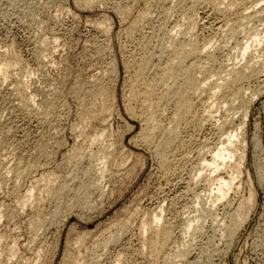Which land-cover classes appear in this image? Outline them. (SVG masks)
Wrapping results in <instances>:
<instances>
[{
  "label": "rangeland",
  "instance_id": "rangeland-1",
  "mask_svg": "<svg viewBox=\"0 0 264 264\" xmlns=\"http://www.w3.org/2000/svg\"><path fill=\"white\" fill-rule=\"evenodd\" d=\"M263 1L257 2L255 9L264 7ZM193 6L198 10L195 11ZM247 6L246 12L251 14L252 8L249 10V4ZM234 7V14H222L215 12L214 8L206 5L203 0H0V64L3 60L11 61L8 68L0 72V264H115L116 260L121 264H161L164 258L154 257V249L159 246L156 240L158 238H155L156 227L167 230L170 228L172 235L170 246L167 245L169 249L164 248L160 256L165 251L168 256L173 248L184 247L190 242L189 256L180 261L181 263L177 262L178 264H264V13L250 15L251 21L248 22V17L245 24L246 18L242 8ZM186 10L188 12H185ZM194 11L198 15H195ZM225 17L230 20L244 18L245 22L243 21V26L240 27L248 31L238 28L237 36L231 38L232 35L227 33L228 28H225L226 32L223 31L224 26L219 28L225 22ZM184 18L187 19L186 22ZM259 19L262 23H257ZM187 25L199 45L212 40L208 46L214 56L212 61L207 62L203 51L198 59L199 65L191 70L199 81H204L201 86L202 90H205H199L197 95L192 96V110L198 111L195 112V119L188 120V124L185 121L187 125L183 122L180 124V137L171 142L173 146L170 143L164 145L162 139L169 134L168 128L173 126V101H162L161 104L168 105H160L163 109L162 115L159 111L158 115L155 114L157 117L153 115L154 120L151 117L146 123L138 114L142 102L137 94L141 89L143 91L153 84L147 80L155 81L157 78L155 74L159 64L155 63L157 65L154 67L152 65L159 60L154 56L153 49L157 54L163 45L165 48L169 46L171 42L168 37L175 36L173 34L176 33L178 35L175 37H183L185 40L189 38L194 42V37L188 29V35H183L187 34L184 29ZM175 27L184 29L185 32L182 33L181 29ZM178 31L182 33L181 36ZM255 31H258L257 34ZM254 33L262 37L260 39L258 35L261 41L257 47L256 42L251 45L255 38ZM235 41L238 45L241 42V45L244 43L243 45L252 46L248 49L252 60L248 58V54H242V46L236 45ZM163 42H169V45ZM155 45L159 47L156 49ZM239 54H242L247 62ZM202 58L204 63H207L204 66ZM144 59L151 60L149 64H153L147 68L150 67L155 72L143 69L144 78H140L137 74ZM255 60L260 63L252 62ZM189 61L190 59L187 64ZM243 62L252 67L258 65L259 69L255 67L257 72L261 70L257 73L259 75L242 84L244 91L248 90L244 95L246 99L254 95L244 109L240 106L241 100L236 101L233 98L232 101H235L230 103L231 106L225 101L223 104L220 95L211 96L215 89L210 91L215 85L213 81H223L222 77L226 78L229 72L242 68L240 63ZM245 63L243 64L247 65ZM219 71L224 73L217 75ZM133 74L136 75L135 80ZM217 78L221 80L218 81ZM159 88L158 92L162 87ZM211 97L213 104L217 100L218 102L212 105ZM219 103L227 110L225 113L229 117L225 116V110H222ZM239 106L240 108H237ZM209 107L215 109H209L208 114ZM90 111L95 114H89ZM131 111L139 116L133 117ZM242 114L245 115L244 118ZM90 115L94 118L90 119ZM210 115L214 119H211ZM155 120L159 123L154 122ZM201 121L205 123L202 124ZM167 124L169 125L165 126ZM196 126H200V129ZM146 127L154 128L151 132L153 139L151 138L149 143L143 138ZM164 128L168 131H164ZM100 131H103L102 135ZM230 134L237 135L233 146L235 155L223 169L228 168L227 171H231L234 165L241 163L239 176L236 174L238 178L233 181L234 185L239 187L235 185L236 188H233V185L221 201L217 203L215 200L214 203V178L223 169L213 172L211 168L202 166L203 161L198 155V150L204 148L203 145H211L206 149H215L221 142V145L227 143ZM194 136H197L196 139ZM155 140H158L160 145ZM243 141L244 147L240 144ZM240 158L243 159L241 162ZM234 160H237V163ZM199 170L201 173L196 175ZM205 175L207 179L204 178ZM191 179L194 181H189ZM204 179L212 184L203 182ZM206 185L210 187L211 192ZM198 197L200 198L197 199ZM210 201L216 204L212 214L215 212L217 219L212 214L210 216L205 214V211L202 212L205 209L203 203L205 202L207 208L211 206ZM209 203L210 205H207ZM201 205L203 207H200ZM152 212L161 216L160 225L151 221L154 216ZM199 213L200 219L196 216L200 215ZM194 216L196 220H193ZM184 219L189 220L188 226ZM190 219L200 224V231L196 232L193 228L195 224ZM143 225H146L145 229L148 227L149 231H143ZM185 227L188 230H184ZM142 239L145 241L142 242ZM95 241L96 244L93 243ZM172 241H175L177 246ZM102 242L106 246L102 245ZM78 245L80 246L76 247ZM91 248L93 253L90 252ZM76 252L80 255L77 263L72 262V256Z\"/></svg>",
  "mask_w": 264,
  "mask_h": 264
},
{
  "label": "bare ground",
  "instance_id": "bare-ground-1",
  "mask_svg": "<svg viewBox=\"0 0 264 264\" xmlns=\"http://www.w3.org/2000/svg\"><path fill=\"white\" fill-rule=\"evenodd\" d=\"M183 1V0H182ZM199 1V0H198ZM198 1H196L195 0V2H198ZM204 2H205V4L207 5H210L212 8H214L213 10H215V12H220V13H222V14H229V13H231L232 12V8L234 7V6H238V7H241L242 8V13H244V18H246L245 19V21H244V18H242V20H241V18L240 19H226V17H225V22L223 23V22H220V24L221 23H223V25H220L219 26V28H222V26H224V29L225 28H228V31L229 32H227L230 36L232 35V37L231 38H233V36L234 35H236V34H238L239 32H237L239 29L238 28H242V27H240V25L241 24H243L244 22H245V24L247 23V18L248 17H250V15H254V16H257V15H259V14H261V12L262 13H264V7L263 6H261V7H259V8H256L255 9V6H257L258 4H256L257 2H261V1H263V0H203ZM174 2H175V0H174ZM9 3V2H8ZM263 3H264V1H263ZM200 4H202L201 2H200ZM249 4V10H250V8H252V11H251V14L250 13H247L246 12V10L248 9V5ZM193 5H194V3H193ZM203 5V4H202ZM197 6V5H196ZM195 6V7H196ZM198 6H199V4H198ZM197 6V7H198ZM247 6V7H246ZM32 7V6H31ZM176 8V7H175ZM187 8V7H186ZM190 9H191V6L189 7ZM182 9V8H181ZM185 9V8H184ZM183 9V10H184ZM193 9H194V6H193ZM203 9H204V7H203ZM206 9V8H205ZM234 9H235V7H234ZM188 10V9H187ZM185 11V12H188V11ZM195 10V9H194ZM196 10H198V9H196ZM195 10V11H196ZM200 10V9H199ZM248 10V11H249ZM193 10L191 9V12H192ZM194 11V13H195V15L197 14L196 12ZM183 12V11H182ZM206 12V11H205ZM208 12H210L209 10H208ZM212 12V11H211ZM236 12H238V10L236 11ZM246 12V13H245ZM189 13H190V11H189ZM189 13H187L188 15L187 16H189ZM219 13V14H220ZM233 13V12H232ZM253 13V14H252ZM183 14V13H182ZM186 14V13H185ZM192 14V13H191ZM207 14V13H206ZM234 14V13H233ZM232 14V15H233ZM236 14V13H235ZM238 14H239V12H238ZM237 14V15H238ZM166 15V14H165ZM194 15V16H195ZM198 15V14H197ZM207 15H209V14H207ZM240 15V14H239ZM182 16V15H181ZM186 16V15H185ZM184 16V17H185ZM186 16V17H187ZM191 16H193V14L191 15ZM190 16V17H191ZM230 16V15H229ZM236 16V15H235ZM254 16H252V17H254ZM185 17V18H186ZM219 17V16H218ZM241 17V16H240ZM185 18H184V20H185ZM188 18V17H187ZM222 18H224V17H222ZM229 18V17H228ZM258 18H259V16H258ZM189 19H191V18H189ZM188 19V20H189ZM250 19V20H249ZM248 19V22L249 21H251V17ZM254 19V18H253ZM184 20H182V21H184ZM187 20V19H186ZM186 20H185V22H186ZM195 20V19H194ZM256 20V19H255ZM192 21H193V19H192ZM244 21V22H243ZM258 21H260V23H262L261 22V20L259 19V20H257V23H259ZM188 22H190V20L188 21ZM202 22V21H201ZM243 22V23H242ZM253 22H255V21H253ZM197 23V22H196ZM192 24V23H191ZM244 24V27L246 26ZM184 26H185V24H183ZM183 25H181V26H183ZM189 25V24H188ZM187 25V27L186 28H184V29H188V26ZM262 25V24H261ZM263 25H264V23H263ZM192 26H193V24H192ZM226 26V27H225ZM241 26H243V25H241ZM252 26V25H251ZM160 27V26H159ZM162 27V26H161ZM191 27V26H190ZM194 27L196 28V25L194 24ZM250 27V26H249ZM163 28V27H162ZM176 28V27H175ZM183 28V27H182ZM195 28H194V30H195ZM176 29H178V30H180L179 28H176ZM183 29V30H184ZM192 29V28H191ZM238 29V30H237ZM243 29V28H242ZM245 29V28H244ZM243 29V31H245V32H247L248 31V29H245L244 30ZM173 30V29H172ZM171 30V31H172ZM182 29H181V32L183 31ZM189 30V29H188ZM188 30H187V32H185V31H183V32H185V33H187V34H184L183 32V35H184V37H185V35H188ZM194 30H192V31H194ZM220 30H222V29H220ZM247 30V31H246ZM151 31V30H150ZM190 31V30H189ZM218 31V30H217ZM223 31H225L226 32V29L225 30H223ZM157 32H159V31H157ZM177 32V31H176ZM180 32V33H181ZM222 32V31H221ZM242 31H240V33H241ZM258 32V31H257ZM257 32L255 31V33L257 34ZM166 33V32H165ZM172 33H174L173 31H172ZM178 33H179V31H178ZM180 33H179V35H180ZM182 33H181V35H182ZM190 33H191V31H190ZM255 33H254V36H255V38H254V41L253 42H251V45H252V43L254 44L255 42V44H256V46L255 47H257V44L259 43L260 44V42L259 41H261L260 39H262V37L259 39V37H258V35H255ZM167 34V33H166ZM177 34V33H176ZM176 34H173V35H175L176 36ZM222 34H223V32H222ZM221 34V35H222ZM242 34H244V32H242ZM162 35V34H161ZM178 35V34H177ZM180 35V36H181ZM191 35H192V37H194V39H193V41L194 42H192L191 40H189V38H188V40L186 39L185 40V38H183V37H181V38H178V37H175V36H169L168 38H170L169 40H170V45H169V42H163V43H166V45H169V46H166V48H165V46L163 45L162 47H161V45H160V47L161 48H159V50H158V53L157 54H155V52H154V49H153V53H154V56H156L157 57V59L160 61V63H158V62H154V64L152 65L153 67H154V65L156 66L157 64H159V65H157L158 66V68H157V74H155V76L157 75V78H155V76H154V78H155V81H151V80H147V81H149V82H153V84H150V83H148L147 82V84H150L149 86H148V88L146 87V89H143V91H139V93L137 94V96H138V99L142 102V108H141V106H139V108H141L140 110V112L138 113L141 117H142V119H143V121H146V123L148 122V120L150 119L151 120V117H153V120H154V116L153 115H155V114H157L159 111H160V115H162V108H160V105H162L161 107H167L168 105L167 104H165V106H164V104H161V102L162 101H164V100H167V102H169L168 100H171V101H173V105H174V109H175V111H174V114H173V112H171L173 115L172 116H174L173 117V119H171V120H173V126H172V128L170 129V128H168V130H169V134L164 138V139H162L163 140V142L162 143H164V145H167V144H171V142H173V141H175L176 139H178V137H180L179 135H180V132H179V128H180V124L183 122V123H185V121H186V123H187V121L188 120H194L195 119V112H198L197 110L195 111H193L192 110V102H194V101H192L191 99H192V96L194 95V94H196L197 95V91H199V90H202V86H203V84H204V81L203 82H201V80L199 81L198 80V78H196V74L194 75L192 72H191V70L193 69V68H196L198 65H199V63H198V59H199V57L202 55V52L203 51H205V60L207 61V62H209V61H212L213 60V56H214V53H213V55H212V52H210L209 50L211 49V48H209V42H212V40H209L208 38V40H209V42L207 43V41H206V43H203L202 41V44H198L197 42H195V36H193V34L191 33ZM237 36V35H236ZM239 36V35H238ZM241 36H243V35H241ZM254 36H252V37H254ZM263 36V35H262ZM158 37V36H157ZM156 37V39H158ZM162 37V36H161ZM160 37V38H161ZM165 37V36H164ZM187 37V36H186ZM225 37V36H224ZM227 37H229V36H227ZM235 37V36H234ZM244 37H247V36H245L244 35ZM251 37V38H252ZM238 38V37H237ZM236 38V39H237ZM240 38H242V37H240ZM206 39V40H207ZM235 39V38H234ZM235 39V40H236ZM250 39V38H249ZM160 41L159 42H161L162 40L161 39H159ZM165 40V39H164ZM163 40V41H164ZM169 40H167V41H169ZM197 40V39H196ZM205 40V39H204ZM198 41V40H197ZM240 41V40H239ZM238 40H237V42H239ZM243 42V41H242ZM246 42H248V41H246ZM245 42V43H246ZM158 43V42H157ZM162 43V42H161ZM161 43H159V44H161ZM235 43H236V41H235ZM241 43V42H240ZM239 43V45H241ZM215 44V43H214ZM244 43H242V51L241 52H243L242 54L245 56L246 54H248V49L249 48H251L252 46L250 45V44H246V45H243ZM157 45V44H156ZM155 45V46H156ZM236 45H238V43H236ZM236 45L234 46L235 48H236ZM238 45V46H239ZM249 45H250V47H249ZM208 46V47H207ZM244 46V47H243ZM259 46V45H258ZM159 47V46H158ZM157 46H156V49L158 48ZM168 47V48H167ZM210 47H211V45H210ZM216 47H218V46H216ZM233 47V48H234ZM209 48V49H208ZM230 48V47H229ZM240 48V47H239ZM253 48H254V46H253ZM147 50L149 51L150 49L149 48H147ZM147 50H146V52H147ZM234 50V49H233ZM214 51V50H213ZM231 52V51H230ZM240 52V51H239ZM253 52H255V50L253 51ZM252 52V54H254ZM258 52V51H257ZM264 52V51H263ZM143 53V52H142ZM151 53V52H150ZM234 53V52H233ZM152 54V53H151ZM151 54H149V57H151ZM242 54H239V55H242ZM250 54V53H249ZM249 54L247 55L248 56V58H250L251 59V57H249ZM251 54V55H252ZM256 54V53H255ZM4 55H5V53H4ZM7 55V54H6ZM5 55V56H6ZM242 55V56H243ZM257 55V54H256ZM153 56V55H152ZM233 56H235V55H233ZM243 56V57H244ZM4 57V56H3ZM11 57V56H10ZM147 56H145V58H146ZM203 57V56H202ZM240 57V56H239ZM243 57H241V58H243ZM2 58V57H1ZM9 57H7V59H8ZM215 58V57H214ZM228 58V57H227ZM235 58V57H234ZM3 59V58H2ZM5 59V58H4ZM11 59V58H10ZM151 59V58H150ZM188 59H190V61H189V63L187 64V60ZM226 59V58H225ZM236 59V58H235ZM238 59V58H237ZM243 59H245V57L243 58ZM257 59V58H256ZM264 59V58H263ZM9 60V59H8ZM7 60V62H4V60L3 61H1V63L2 64H0L1 66H0V72H2L6 67L8 68V65H9V63H11V61H8ZM145 61L143 62V64H142V67H141V70H140V72L137 74V76L138 77H143L142 75H143V69H145L146 70V68L150 65L149 63H150V61L152 60H150L149 61V59H148V61L146 60V59H144ZM204 59L202 58V61H203ZM204 60V61H205ZM229 60V59H228ZM227 60V62H229ZM249 60V59H248ZM252 60V59H251ZM202 61H200V63L202 62ZM204 61H203V65L202 66H204L205 64H207V63H204ZM245 62H247V60L245 59L244 60ZM261 62H262V60H260ZM4 62V63H3ZM216 62H219V61H216ZM221 63L223 62V61H220ZM226 62V63H227ZM245 62H243V63H245ZM249 62H250V60H249ZM252 62H255L256 63V60L255 61H252ZM259 62V61H258ZM258 62L256 63V64H258ZM155 63H157V64H155ZM211 63H213V62H211ZM220 63V64H221ZM239 63V62H238ZM238 63L236 64V66L238 65ZM243 63H240V64H242L241 66H242V68H238V69H236V70H234V71H232V72H229V74L228 75H226V76H224V77H226V78H224L223 79V77H222V80L223 81H220V80H218V78H217V80L218 81H220V82H215L214 83V81H213V85H214V88L212 87L211 88V90L210 91H212L213 89H215L212 93V95L211 96H218V95H220V97L221 98H223L222 99V102L223 101H225L226 103H227V105L229 104L230 106H231V104L230 103H234V101H232L233 100V98L234 99H236V101L239 99V100H241L242 102V104L240 105L241 106V108L242 109H244V107L246 106V103L248 102V100H250V98H247L246 99V97L244 96L245 95V91H248V90H245L244 91V88H243V86L244 85H242L245 81H247V80H249V79H251V78H253V77H256L257 75H259V74H257L258 72H261V70L260 71H258L257 72V70L259 69L258 67V65H257V67L256 68H258L257 70H256V68L255 67H252V66H250L248 63H245V64H247V65H244ZM254 63V64H255ZM260 63V62H259ZM220 64L218 65L219 66V69L221 70V67H220ZM239 64V65H240ZM262 64H263V62H262ZM138 65V64H137ZM151 65H150V67H151ZM222 65V64H221ZM223 65H225L224 63H223ZM227 65V64H226ZM244 65V66H243ZM260 66H262L261 64H259ZM208 66V65H207ZM217 66V67H218ZM228 66V65H227ZM227 66H225V67H227ZM232 66H233V64H232ZM149 67V69L148 70H150V72H152L151 70H153V69H151ZM200 68H202L201 67V65L199 66ZM224 67V68H225ZM229 67V66H228ZM209 68H211L212 69V67H209ZM209 68L207 69L208 71H209ZM214 68V67H213ZM223 68V67H222ZM232 68V67H231ZM138 69V68H137ZM136 69V70H137ZM199 69V68H198ZM197 69V70H198ZM203 69V68H202ZM204 69H205V67H204ZM217 69V68H216ZM226 69V68H225ZM262 69V68H261ZM9 70V69H8ZM135 70V71H136ZM5 71V70H4ZM154 72H155V70H153ZM199 71V70H198ZM201 71V70H200ZM199 71V72H200ZM204 71V70H203ZM206 71V70H205ZM212 71V70H211ZM214 71H215V68H214ZM230 71H231V69H230ZM149 72V73H150ZM193 72H195V71H193ZM216 72V71H215ZM220 72L221 71H219L218 72V74L217 73H215V75L217 74V75H221V74H223L224 72L222 71L221 72V74H220ZM7 73V72H6ZM137 73V72H136ZM136 73H134V74H136ZM205 72H203V74H204ZM207 73H209V72H207ZM207 73H206V75H207ZM212 73V72H211ZM3 74V73H2ZM133 74V75H134ZM145 74V73H144ZM201 74V73H200ZM149 75V74H148ZM212 76L214 75V74H211ZM210 75V76H211ZM217 75H216V77H217ZM1 76V75H0ZM197 76H201V75H198L197 74ZM136 77V75H134V80L136 79L135 78ZM219 77V76H218ZM221 77V76H220ZM144 78V77H143ZM204 78H206V77H204ZM204 78H202V79H204ZM213 79L215 78V76L214 77H212ZM260 78V77H259ZM151 79L153 80V78H152V76H151ZM207 79V78H206ZM210 79V77L208 78V80ZM3 80H4V76H3ZM140 80V79H139ZM141 80H143V79H141ZM205 80V79H204ZM212 81V80H211ZM255 81V80H254ZM137 82V81H136ZM142 82V81H141ZM144 82V81H143ZM142 82V83H143ZM207 82H209V81H207ZM249 81H247L246 83H248ZM89 83V82H88ZM201 83V84H200ZM212 83V82H211ZM132 84H134V86H136L135 85V83H132ZM146 84V83H145ZM145 84H144V86L143 87H145ZM24 85V84H23ZM131 85V84H130ZM140 85V84H139ZM138 85V86H139ZM202 85V86H201ZM206 85H207V83H206ZM211 85V84H210ZM213 85H211V86H213ZM25 86V85H24ZM23 86V87H24ZM97 86V85H96ZM147 86V85H146ZM159 86H161L162 87V89H161V91L160 92H158L159 90H160V88H159ZM208 86V85H207ZM206 86V87H207ZM131 87V86H130ZM137 87V86H136ZM250 87H251V85H250ZM138 88H140V87H138ZM137 88V89H138ZM246 88L247 89H249V87L248 86H246ZM245 88V89H246ZM209 89H210V87H209ZM19 90V89H18ZM26 90V89H25ZM94 90V89H93ZM131 90H132V88H131ZM202 91H205V90H202ZM250 91V90H249ZM255 91V90H254ZM206 92H208V91H206ZM90 93H92V92H90ZM128 93V92H127ZM199 93V92H198ZM202 94H203V92H201ZM218 93H220V94H218ZM210 94H211V92H210ZM253 94H255L254 92H253ZM21 95V94H20ZM30 96V95H29ZM136 96V95H135ZM137 96H136V98H137ZM210 96V95H209ZM247 96V95H246ZM251 96H252V94H251ZM88 97V96H87ZM215 97H213V98H215ZM254 97V95L252 96V98ZM85 98V97H84ZM96 99H97V97H95ZM133 98V97H132ZM197 98V97H196ZM252 98H251V100H252ZM93 99V98H92ZM134 99V98H133ZM204 99V98H203ZM206 99H208L207 98V96H206ZM211 99H212V97H211ZM219 100H220V98H218ZM88 100V99H87ZM95 100V99H94ZM202 100V99H201ZM210 100V99H209ZM250 100V101H251ZM170 101V102H171ZM204 101V100H203ZM211 102L213 101V99L212 100H210ZM216 100H214V102H215ZM250 101H249V103H250ZM86 102V101H85ZM90 103H91V100L89 101ZM134 102V101H133ZM136 103H138L137 102V100L135 101ZM165 102V101H164ZM167 102H165V103H167ZM200 102V101H199ZM202 102V101H201ZM218 102V100L216 101V103ZM225 102H223V104H225ZM110 103V102H109ZM206 103V102H205ZM216 103H214V104H216ZM99 104H101V103H99ZM212 105H214L213 104V102L211 103ZM219 104H221V103H219ZM218 104V105H219ZM91 105V104H90ZM93 105V104H92ZM222 105V104H221ZM249 105V104H248ZM88 106V105H87ZM229 106V107H230ZM237 106V105H236ZM240 106L239 107H237V108H240ZM23 107V106H22ZM96 107V106H95ZM102 107V106H101ZM109 107V106H108ZM198 107V106H197ZM210 107H212L211 105H210ZM208 108V114H209V109H215V108ZM217 109H218V107L217 106H215ZM225 107H226V105H225ZM229 107H227V108H229ZM93 108H94V106H93ZM133 108H135V107H133ZM161 110H160V109ZM196 108V107H195ZM127 109V108H126ZM173 109V108H172ZM197 109V108H196ZM224 109V107H223V105H222V110ZM241 109V110H242ZM247 109V108H246ZM131 110V109H130ZM202 110H203V108H202ZM225 110V109H224ZM229 110H230V108H229ZM236 110V109H235ZM234 110V111H235ZM98 111V110H97ZM133 111V110H132ZM131 111V112H132ZM206 111H207V109H206ZM213 111V110H212ZM211 110H210V112H212ZM216 111H218V110H216ZM221 111V110H220ZM233 111V112H234ZM247 111V110H246ZM136 112V111H135ZM204 112H205V109H204ZM222 113H223V111H221ZM220 112V113H221ZM227 113V110H225L224 111V113ZM229 112V111H228ZM237 112H239V109L237 110ZM243 112H244V110H243ZM83 113V112H82ZM103 113V112H102ZM133 113V112H132ZM131 113V114H132ZM164 113V112H163ZM207 113V112H206ZM213 113H215V112H213ZM225 113V116L227 115ZM229 113H231V112H229ZM235 113V112H234ZM244 113H246V112H244ZM84 114V113H83ZM88 114V113H87ZM89 114H91V115H94L95 113L93 112V114L91 113V111L89 112ZM134 114V113H133ZM137 113L136 114H134L133 115V117H135V115H136V117H137V115H138ZM204 114V113H203ZM212 114V113H211ZM90 115V119H91V117H93V116H91ZM138 115V116H139ZM158 115V114H157ZM200 115H201V113H200ZM216 115V114H215ZM230 115V114H229ZM243 115V114H242ZM156 116V115H155ZM198 116H199V114H198ZM205 116V115H204ZM207 117H209V115H206ZM228 116V115H227ZM232 116V115H231ZM244 116L245 115H243L242 117L244 118ZM96 117V116H95ZM157 117V116H156ZM206 117V118H207ZM210 117H211V115H210ZM215 117V116H214ZM229 117V116H228ZM227 117V118H228ZM85 119H86V116L84 117ZM94 118V117H93ZM140 118V117H139ZM200 118V117H199ZM243 118H241V119H243ZM84 119V120H85ZM87 119H88V116H87ZM155 119H157V118H155ZM204 119H205V117H204ZM203 119V120H204ZM211 119H214L213 117H211ZM153 120H152V122H153ZM158 120V119H157ZM207 120V119H206ZM142 121V120H141ZM198 121V120H197ZM205 121V120H204ZM223 121H226V120H223ZM223 121H222V124H223ZM243 121V120H242ZM85 122V121H84ZM150 122V121H149ZM154 122H156V120L154 121ZM207 122V121H206ZM210 122V121H209ZM245 122V121H244ZM57 123V122H56ZM89 123V122H88ZM142 123V122H141ZM157 124L159 123L158 121L156 122ZM155 123V124H156ZM171 123H172V121H171ZM185 123V124H186ZM197 123V122H196ZM201 123L203 124V123H205V122H202L201 121ZM224 123H227V122H224ZM153 124V123H152ZM156 124V125H157ZM188 124V123H187ZM186 124V125H187ZM191 124V123H190ZM214 124V123H213ZM218 123H216V125H217ZM148 125V124H147ZM155 125V126H156ZM162 125V124H161ZM169 124H167V125H165V126H168ZM185 125V126H186ZM211 125H212V123H211ZM220 125V124H219ZM228 125V124H227ZM244 125V124H243ZM57 126V125H56ZM144 126V125H143ZM153 126V125H152ZM158 126V125H157ZM182 126H184V125H182ZM181 126V127H182ZM201 126V125H200ZM200 126H196V127H199L198 129H200ZM213 126V125H212ZM214 126H215V124H214ZM222 126V125H221ZM221 126H220V128H221ZM58 127V126H57ZM149 127V126H148ZM148 127H146L147 129V131H146V133H145V136H143V138H144V140H145V142H151L150 140H151V138H152V131H153V129L154 128H148ZM150 127H151V125H150ZM194 127H195V125H194ZM193 126H192V128H194ZM205 127V126H204ZM203 127V128H204ZM237 127H239L238 125H237ZM144 128V127H143ZM142 129V128H141ZM159 129V128H158ZM160 129H162V128H160ZM159 129V130H160ZM165 129V128H164ZM163 129V130H164ZM184 129V128H183ZM217 129H219V128H217ZM167 130V131H168ZM205 130V129H204ZM239 130V129H238ZM141 131V130H140ZM144 131V130H143ZM164 131H166V129L164 130ZM166 131V132H167ZM182 131V130H181ZM184 131V130H183ZM182 131V132H183ZM196 131V130H195ZM221 131V130H220ZM101 132V135L103 134L102 132L103 131H100ZM100 132H99V134H100ZM163 132V131H162ZM187 132V131H186ZM197 132V131H196ZM231 132H233V131H231ZM96 133V132H95ZM195 133V132H194ZM198 133V132H197ZM98 134V135H99ZM140 134V133H139ZM142 134V133H141ZM158 134V133H157ZM160 134V133H159ZM164 134V133H163ZM167 134V133H166ZM223 134H224V132H223ZM100 135V136H101ZM143 135V134H142ZM153 135H155V133H153ZM162 135V134H161ZM190 135V134H189ZM196 135H198V134H196ZM165 136V135H164ZM192 136V135H191ZM208 136V135H207ZM226 136V135H225ZM237 136V135H236ZM235 136V134H230V135H228V140H226V142L227 143H225V144H222L221 145V143L219 144V145H221L220 147H219V145H218V147H216L215 149H206V147H211V145H208V146H204L203 144L204 143H201L202 145H203V147L206 149H204V148H201L200 147V145H199V148H201L200 150H198L197 152L199 153H197L198 155H199V157L201 158L202 157V166H205V167H207V168H211L212 170H213V172H218V171H221L222 169H223V167H226L227 165H228V161H230L233 157H234V153H235V148L233 147L234 146V142L235 141H237V140H235V139H237V138H235L236 137ZM240 136V135H239ZM96 137V136H95ZM95 137H94V139H95ZM141 137V136H140ZM186 137V136H185ZM193 137V136H192ZM191 137V138H192ZM195 137V136H194ZM197 137V136H196ZM196 137H195V139H196ZM92 138V137H91ZM91 138H89V140L91 139ZM101 138V137H100ZM138 138H139V136H138ZM163 138V137H162ZM205 138V137H204ZM207 138V137H206ZM226 138V139H227ZM93 138H92V140H94ZM153 139V138H152ZM182 139V138H181ZM193 139V138H192ZM240 139V138H239ZM91 140V141H92ZM96 140V139H95ZM143 140V141H144ZM159 140V139H158ZM158 140H155V141H157V144H159L158 143ZM202 140H204V139H202ZM208 141H210L209 140V138L207 139ZM186 141V140H185ZM218 141V140H217ZM95 142V141H94ZM93 142V143H94ZM153 142V141H152ZM179 142H181L180 141V139H179ZM203 142H205L206 143V141L204 140ZM240 142V141H239ZM155 143V142H154ZM183 143V142H182ZM185 143V142H184ZM215 143V142H214ZM218 143V142H217ZM237 143V142H236ZM151 144H153V143H151ZM176 144V143H175ZM194 144V143H193ZM211 144H213V143H211ZM241 145L242 144H244V141H243V143L241 142L240 143ZM255 144V143H254ZM258 144V143H257ZM155 145H156V143H155ZM160 145V144H159ZM158 145V146H159ZM172 145V144H171ZM205 145H207V144H205ZM236 145V144H235ZM240 145V146H241ZM245 145V144H244ZM244 145H242L243 147H244ZM259 145V144H258ZM89 146V145H88ZM170 146V145H169ZM173 146V145H172ZM213 146V145H212ZM237 146H238V144H237ZM242 146H241V148H242ZM256 146V145H255ZM150 147V146H149ZM161 147V146H160ZM167 147V146H166ZM197 147V146H196ZM214 147V146H213ZM257 147V146H256ZM109 148V147H108ZM157 148H159V147H157ZM163 148H164V146H163ZM169 148V147H168ZM237 148V147H236ZM240 148V149H241ZM160 149V148H159ZM167 149V148H166ZM104 150V149H103ZM242 150H243V148H242ZM154 151V150H153ZM157 151V150H156ZM164 151V150H163ZM185 151V150H184ZM237 152H239L238 150H237ZM77 153V152H76ZM163 153V152H162ZM195 153V154H196ZM209 153V154H208ZM240 153H241V151H240ZM100 154V153H99ZM172 154V153H171ZM238 154V153H237ZM242 154V153H241ZM92 155V154H91ZM95 155V154H94ZM97 155H98V153H97ZM102 155H104L103 153H102ZM158 155H159V157H160V159H161V154H159V152H158ZM157 155V156H158ZM189 155V154H188ZM78 156V155H77ZM100 156V155H99ZM105 156H107V155H105ZM163 156V155H162ZM195 156V155H194ZM237 156V155H236ZM75 157V156H74ZM104 157V156H103ZM115 157V156H114ZM198 157V158H199ZM241 157V156H240ZM102 158V157H101ZM165 158H166V156H165ZM165 158H162V159H165ZM169 158V157H168ZM243 158V157H242ZM104 159V158H103ZM103 159H101V160H103ZM197 159V158H196ZM236 159V158H235ZM233 160V159H232ZM231 160V161H232ZM238 160V159H237ZM237 160H234L235 162L237 161ZM241 160H243V159H241L240 158V162H241ZM98 161V160H97ZM197 161V163L199 162V160H196ZM230 161V162H231ZM234 163V162H233ZM237 163V162H236ZM235 163V164H236ZM239 163V162H238ZM238 163L236 164V165H234V167L231 169V171H227V169L226 170H224L223 169V171H221L217 176H215L216 178H214L215 179V182L213 183L214 184V186L216 185V187H214L215 188V190H213L212 189V192L213 191H216L215 192V194H216V199H214L213 201H214V203H215V200H216V202L217 201H221L225 196H226V194H228V191H230L231 189H232V187H233V185H234V183H233V181H234V179H236V178H238V177H236L235 175L236 174H238L239 173V170H240V167H239V165L241 164H239L238 165ZM102 164V163H101ZM196 164V163H195ZM200 164H201V161H200ZM231 164V163H230ZM229 164V165H230ZM103 165H105V163H103ZM122 165V164H121ZM161 165H163V164H161ZM95 166V165H94ZM220 166H222V167H220ZM122 167V166H121ZM200 167V166H199ZM229 167V166H228ZM102 168V167H101ZM201 168V167H200ZM103 169H105V168H103ZM203 169H204V167H203ZM229 169H230V167H229ZM211 170V171H212ZM98 171V170H97ZM96 171V172H97ZM129 171V170H128ZM201 170H199V171H197L196 173V175H198V173L200 172ZM113 172H114V170H113ZM192 172V171H191ZM205 171H203V173H204ZM212 172V173H213ZM95 173V172H94ZM201 173V172H200ZM97 174V173H96ZM8 175V174H7ZM99 175V174H98ZM209 175V174H208ZM224 175V176H223ZM200 176V175H199ZM199 176H197L198 177V181L197 182H199ZM212 176V175H211ZM238 176H239V174H238ZM43 177V176H42ZM104 177V176H103ZM194 177H196V176H194ZM202 177H203V175H202ZM201 177V178H202ZM213 177V176H212ZM44 178V177H43ZM95 178H96V176H95ZM204 178H206V175H205V177ZM184 179V178H183ZM197 178H195V180H196ZM207 179V178H206ZM206 179H204V181L203 180H201V182L203 181V182H207V180ZM209 179H210V177H209ZM206 180V181H205ZM189 181H192V179L191 180H189ZM189 181L187 182V184L189 183ZM194 181V180H193ZM192 181V182H193ZM211 181V180H210ZM43 182V181H42ZM92 182V181H91ZM208 183V182H207ZM209 183H211V182H209ZM208 183V184H209ZM200 184V183H199ZM204 183H202V185H203ZM212 184V183H211ZM64 185V184H63ZM85 185V184H84ZM193 185H196V184H193ZM198 185V184H197ZM236 185V184H235ZM235 185H234V187L233 188H236V187H239V186H237L236 185V187H235ZM238 185H239V183H238ZM189 186V185H188ZM206 186H208V185H206ZM209 187V186H208ZM88 188V187H87ZM203 188H205V187H203ZM193 190V189H192ZM191 190V191H192ZM209 190H210V187H209ZM49 191V190H48ZM52 191V190H51ZM190 191V192H191ZM205 191H206V189H205ZM53 193H54V191H52ZM58 192V191H57ZM120 192V191H119ZM202 192V191H201ZM200 192V193H201ZM210 192H211V190H210ZM195 193V192H194ZM193 193V194H194ZM52 194V193H51ZM60 194V193H59ZM197 194H199V193H197ZM202 194V193H201ZM195 195V194H194ZM199 196H200V194H199ZM215 196V195H214ZM181 197V196H180ZM195 197V196H194ZM201 197V196H200ZM200 197H198L197 199H199ZM248 200L250 201L251 200V196L248 198ZM195 202H197L196 200H195ZM201 202V201H200ZM211 202V201H210ZM60 203V202H59ZM193 203H194V201H193ZM205 203V202H204ZM203 203V205H205V209L202 211V212H206L205 214H209L210 216H211V214H212V212H213V209L216 207V204L214 205V203H212L211 202V206H207V208H206V204H204ZM218 203V202H217ZM195 205V204H194ZM203 205H201L200 207H203ZM207 205H210V203L209 204H207ZM73 206V205H72ZM213 206H215L214 208H213ZM241 206V205H240ZM195 207V206H194ZM199 207V206H198ZM199 207V208H200ZM187 208V207H186ZM196 208V207H195ZM194 208V209H195ZM239 209V208H238ZM241 209V208H240ZM159 210V209H158ZM162 209H161V207H160V211H161ZM196 210V209H195ZM200 210H201V208L199 209V212H200ZM134 212H135V209H134ZM134 212H132V213H134ZM240 212V211H239ZM160 213V212H159ZM201 213V212H200ZM199 213V214H200ZM162 214V213H161ZM182 214V213H181ZM203 214V213H202ZM204 214V216L205 217H207V215H205ZM214 214H216L215 212L212 214V216L214 215ZM152 215H154L153 217H151V221L153 222V224L154 223H159L160 221H162L161 220V216L159 215V214H156V212H155V214L152 212ZM163 215V214H162ZM190 215V214H189ZM228 215V214H227ZM196 216H199V219H200V217H201V214L200 215H196ZM163 217V216H162ZM215 219H217L216 217H215V215L213 216ZM238 218H239V216H237ZM241 217V216H240ZM243 217V216H242ZM38 218V217H37ZM148 218V217H147ZM191 218H193V217H191ZM197 218V217H196ZM214 218H213V220H214ZM219 218V217H218ZM120 219V218H119ZM198 219V220H199ZM234 219V218H233ZM232 219V220H233ZM32 220V219H31ZM186 220H188V219H184V222L186 223V222H188V224H187V226L189 225V220L188 221H186ZM193 220H196L195 219V216H194V218H193ZM231 220V221H232ZM236 220H238L237 218H236ZM125 221H126V219H125ZM190 221H191V219H190ZM201 221V220H200ZM217 221V220H216ZM219 221V220H218ZM231 221H230V223H231ZM235 221V220H234ZM240 221V220H239ZM148 222V221H147ZM151 222V223H152ZM183 221H182V223H184ZM193 224H195V226H193V224H192V226H193V228L196 230V232L199 230L200 231V229H199V225L195 222L194 223V221H191ZM41 223V222H40ZM117 223V222H116ZM115 223V224H116ZM124 223V222H123ZM123 223L121 224V225H123ZM126 223V222H125ZM124 223V224H125ZM146 223V222H145ZM148 223H150V222H148ZM162 223V222H161ZM166 223V222H165ZM181 223V224H182ZM185 223H184V225H185ZM215 223V222H214ZM224 223V222H223ZM232 223H234V222H232ZM119 224V223H118ZM163 224H164V222H163ZM197 224V225H196ZM236 224H238V225H240V223H236ZM235 224V225H236ZM112 226H113V223L111 224ZM142 225V224H141ZM148 225V224H147ZM157 225V224H156ZM158 225H160V223L158 224ZM183 225V224H182ZM184 225H183V227H184ZM125 226V225H124ZM144 227H142V230L144 229V230H146V231H149V230H147L148 229V227H147V229H145V227H146V225H143ZM150 226V225H149ZM186 226V225H185ZM191 226V227H192ZM120 227V226H119ZM123 227V226H122ZM155 227V226H154ZM183 227H179V228H182L183 229ZM190 227V228H191ZM195 227H197V228H195ZM141 228V227H140ZM186 228V227H185ZM184 228V230H188L187 228L185 229ZM189 228V227H188ZM229 229L230 228H232V227H228ZM237 228V227H236ZM41 229V228H40ZM119 229H121V227L119 228ZM118 229V230H119ZM169 230H170V228H168ZM228 229V230H229ZM143 230V231H144ZM169 230H167L166 228H158L157 229V227H156V236L157 237H155V238H158V239H156V240H158V242H159V246L157 247V248H155L154 249V257L155 258H158V257H163L164 259H162V261L163 262H161V264H178L177 262H180V261H184L185 259H187V257L189 256V254H190V242H189V244L187 243V245H184V247H181L180 245H178V246H180V248H173V244L175 245V246H177L176 244H175V241L173 242V244H171V248H173V250H171L172 252L168 255V256H166L165 255V253H167V251H165V252H163L164 254H162V256H160L161 255V253H162V251L164 250V248H168L169 249V247L167 246L170 242H171V239H172V235H171V231L169 232ZM232 230V229H231ZM114 231V230H113ZM142 231V232H143ZM181 231V230H180ZM226 231V230H225ZM116 232V231H115ZM119 232V231H118ZM186 232V231H185ZM174 233V232H173ZM172 233V234H173ZM143 234L144 233H142L141 234V236H143ZM153 234V233H152ZM200 234V233H199ZM229 234V233H228ZM201 235V234H200ZM231 235V234H230ZM81 236V235H80ZM82 236H83V233H82ZM149 236V235H148ZM191 236V235H190ZM194 236V235H193ZM192 236V237H193ZM2 237V236H1ZM152 237V236H151ZM226 237V236H225ZM79 238V237H78ZM116 238V237H115ZM143 238H146V237H143ZM174 238V237H173ZM77 239V238H76ZM151 239V238H150ZM175 239V238H174ZM197 239V238H196ZM209 239V238H208ZM116 240V239H115ZM143 240L144 239H142V242H143ZM80 241V243L82 242L81 241V239L79 240ZM84 241V240H83ZM103 241V240H102ZM105 241V240H104ZM112 241V240H111ZM145 241V240H144ZM207 241V240H206ZM96 242L97 241H95V242H93V243H95L96 244ZM107 242V241H106ZM156 242V241H155ZM198 242V241H197ZM100 243V242H99ZM105 243V242H104ZM79 244V243H78ZM102 245H105V244H103V242L101 243ZM107 244H108V242H107ZM143 244V243H142ZM156 243H154V247H156V245H155ZM179 244V243H178ZM208 244V243H207ZM93 245V244H92ZM92 245H90V247L92 246ZM98 246H99V244H97ZM101 245V246H102ZM144 245H145V242H144ZM144 245H143V247H144ZM151 245H152V243H151ZM182 245V244H181ZM193 245V244H192ZM205 245V244H204ZM74 246H75V244H74ZM80 245H78V246H76V247H79ZM87 246V245H86ZM106 246V245H105ZM169 246H170V244H169ZM194 246V245H193ZM95 247V246H94ZM104 247V246H103ZM87 248V247H86ZM93 248V247H92ZM92 248L90 249V252H92L93 253V251L96 249H94L93 251H92ZM98 248V247H97ZM146 248V247H145ZM152 248V247H151ZM76 249V248H75ZM100 249H101V247H100ZM150 249V248H149ZM83 250H86V249H84L83 248ZM99 250V249H98ZM199 250V249H198ZM205 250H206V248H205ZM70 251V250H69ZM73 251V250H72ZM145 251V250H144ZM143 251V252H144ZM87 252V251H86ZM86 252H84V253H86ZM89 252V251H88ZM89 252V253H90ZM150 252V251H149ZM207 252V251H206ZM68 253V252H67ZM70 253V252H69ZM96 253H97V251H96ZM95 253V254H96ZM208 253V252H207ZM73 254V253H72ZM81 254V253H80ZM95 254H93V256L95 255ZM153 254V253H152ZM213 254V253H212ZM12 255V254H11ZM101 255V254H100ZM150 255V254H149ZM163 255H165V256H163ZM13 256H15V255H13ZM63 256V255H62ZM78 256H80V255H78L77 254V252L72 256V262L74 261V262H76L77 263V260H78ZM81 256H83L82 254H81ZM85 256H87L86 254H85ZM91 256H92V254H91ZM207 256V255H206ZM7 257V256H6ZM11 257V256H10ZM64 257V256H63ZM65 257H66V255H65ZM89 257H90V255H89ZM99 257V256H98ZM149 257H151V256H149ZM154 257H152V258H154ZM9 258V257H8ZM11 258H13V257H11ZM71 258V257H70ZM82 258V257H81ZM92 258V257H91ZM118 258V257H117ZM197 258V257H196ZM67 259H69V258H67ZM86 259V258H85ZM84 259V260H85ZM90 259V258H89ZM5 260H7L8 261V259H5ZM81 260V259H80ZM83 260V261H84ZM91 260H93V258L91 259ZM96 260V259H95ZM158 260V259H157ZM66 261V260H65ZM69 261V260H68ZM161 261V260H160ZM115 262V264H121V262H118L117 260L116 261H114ZM156 262V261H155ZM85 263V262H84ZM93 263H94V261H93ZM181 263V262H180ZM34 264V263H33ZM65 264H67V263H65ZM91 264V263H90ZM152 264V263H151ZM194 264H196V263H194ZM198 264V263H197Z\"/></svg>",
  "mask_w": 264,
  "mask_h": 264
}]
</instances>
